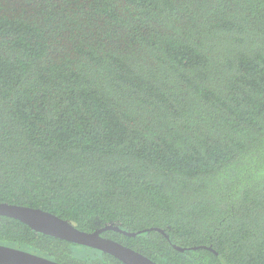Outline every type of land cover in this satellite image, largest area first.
Here are the masks:
<instances>
[{"label":"trees","instance_id":"1","mask_svg":"<svg viewBox=\"0 0 264 264\" xmlns=\"http://www.w3.org/2000/svg\"><path fill=\"white\" fill-rule=\"evenodd\" d=\"M261 165L264 0H0V203L142 232L102 236L157 264H264ZM0 245L124 264L3 216Z\"/></svg>","mask_w":264,"mask_h":264},{"label":"water","instance_id":"2","mask_svg":"<svg viewBox=\"0 0 264 264\" xmlns=\"http://www.w3.org/2000/svg\"><path fill=\"white\" fill-rule=\"evenodd\" d=\"M0 216L16 219L28 225L36 233L44 234L69 243L94 249L108 254L124 264H157L148 257L134 251L118 242L103 237L106 231H116L129 237H136L139 233H129L119 227L108 225L94 232H83L71 222L64 220L42 209H35L20 205L0 203ZM156 231L165 234L160 229ZM168 238V237H167ZM180 252L185 249L176 247ZM0 264H60L31 252L0 245Z\"/></svg>","mask_w":264,"mask_h":264},{"label":"clouds","instance_id":"3","mask_svg":"<svg viewBox=\"0 0 264 264\" xmlns=\"http://www.w3.org/2000/svg\"><path fill=\"white\" fill-rule=\"evenodd\" d=\"M252 163H256V161H251ZM260 177H264V165H261L260 167H259V175H258V177L257 178H260Z\"/></svg>","mask_w":264,"mask_h":264}]
</instances>
